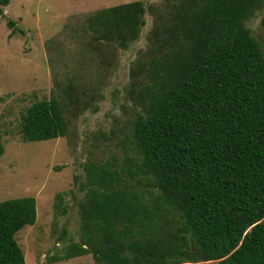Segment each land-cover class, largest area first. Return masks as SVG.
<instances>
[{"label": "trees", "instance_id": "1", "mask_svg": "<svg viewBox=\"0 0 264 264\" xmlns=\"http://www.w3.org/2000/svg\"><path fill=\"white\" fill-rule=\"evenodd\" d=\"M191 1L175 48L152 61L127 137L134 157L120 169L88 163L77 179L82 239L60 261L264 264V53L246 26L264 0ZM11 2L0 0V16ZM144 13L141 2L121 5L93 26L127 49ZM21 132L26 142L65 137L58 101L30 106ZM36 222L34 197L0 202V264H26L17 235Z\"/></svg>", "mask_w": 264, "mask_h": 264}, {"label": "rangeland", "instance_id": "2", "mask_svg": "<svg viewBox=\"0 0 264 264\" xmlns=\"http://www.w3.org/2000/svg\"><path fill=\"white\" fill-rule=\"evenodd\" d=\"M141 2L146 22L127 49L98 38L100 13ZM190 0H12L0 16V202L34 197L37 222L17 235L26 264H96L91 255L60 261L81 243L78 199L88 163L120 169L134 157L127 137L143 112L152 61L175 48ZM182 16V15H181ZM8 21L16 23L15 29ZM264 53V5L246 22ZM94 27V28H92ZM17 29H21L19 32ZM55 98L67 135L26 142L23 116ZM57 195L62 198L57 199ZM58 261L57 263H53ZM199 264H218L201 262Z\"/></svg>", "mask_w": 264, "mask_h": 264}]
</instances>
